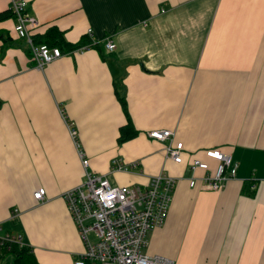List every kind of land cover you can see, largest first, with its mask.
<instances>
[{
  "label": "crops",
  "instance_id": "1",
  "mask_svg": "<svg viewBox=\"0 0 264 264\" xmlns=\"http://www.w3.org/2000/svg\"><path fill=\"white\" fill-rule=\"evenodd\" d=\"M26 10L38 21L34 43L56 31L76 42L91 28L95 45L61 48L40 68L14 17L0 20L3 229L21 233L39 264H75L84 243L62 193L84 176L81 149L87 168L115 184L176 176L146 253L172 264H264V0H26ZM115 80L137 129L122 142ZM152 128L174 130L183 162L166 158ZM206 147L238 163L220 190L188 183L193 155L214 166ZM115 157L127 168L114 167Z\"/></svg>",
  "mask_w": 264,
  "mask_h": 264
},
{
  "label": "built area",
  "instance_id": "2",
  "mask_svg": "<svg viewBox=\"0 0 264 264\" xmlns=\"http://www.w3.org/2000/svg\"><path fill=\"white\" fill-rule=\"evenodd\" d=\"M9 8L15 19L13 29L17 36L27 39L37 67H44L63 53L58 45L34 43L32 34L38 21L27 12L26 0H10ZM91 35V28H88L89 40L75 48L93 46L95 41ZM105 47L111 50L115 42L107 39ZM147 135L163 143L166 158L176 163L184 161V144L174 138L173 129L152 128ZM202 153L214 159L215 164L211 166L201 156L193 155L188 162L191 169L188 183L190 186L199 183L203 189L220 190L228 179L236 175L238 163L229 152L219 147L203 148ZM79 155L84 176L78 184L62 193L84 243V249L74 263L83 264L90 260L98 264H172L171 259L148 254L143 248L148 243V232L165 220L176 176L161 170L149 175L145 184H115L106 175L87 168L89 159L81 149ZM112 163L116 168H127L121 158H113ZM136 164V161L131 163L132 166ZM197 168L204 172L196 174ZM44 194V187H38L33 192L36 200H43ZM12 243L26 244L21 233L4 230L0 221V245L8 249Z\"/></svg>",
  "mask_w": 264,
  "mask_h": 264
},
{
  "label": "trees",
  "instance_id": "3",
  "mask_svg": "<svg viewBox=\"0 0 264 264\" xmlns=\"http://www.w3.org/2000/svg\"><path fill=\"white\" fill-rule=\"evenodd\" d=\"M11 16L13 17V13L10 8L0 10V20ZM50 40H52V42H50ZM88 40H89L88 37L85 36L76 42H71L63 38L61 33L56 31L55 34L47 33L46 39L44 41L50 45H58L63 49L70 50L84 44ZM113 86H114L115 94L117 95V98L121 104V107L127 116L126 122L119 126V133L117 136L118 142H122L128 138L135 136L137 134V129L134 127L133 123L131 122V118L127 110V103L125 97L121 92V90L119 89L120 87L119 81L116 80L113 81ZM0 264H39V263L34 255L31 246L27 244L19 245L17 243H12L10 245V248L8 249H6L3 245H0ZM83 264H98V263L87 260Z\"/></svg>",
  "mask_w": 264,
  "mask_h": 264
}]
</instances>
